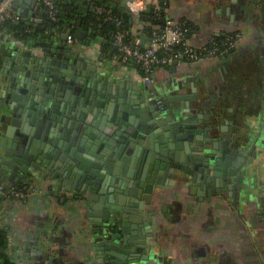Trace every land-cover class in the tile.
Returning a JSON list of instances; mask_svg holds the SVG:
<instances>
[{
	"label": "water",
	"instance_id": "water-1",
	"mask_svg": "<svg viewBox=\"0 0 264 264\" xmlns=\"http://www.w3.org/2000/svg\"><path fill=\"white\" fill-rule=\"evenodd\" d=\"M135 1L121 2L127 27L143 23L129 6ZM40 6L13 1L29 21ZM40 18L37 23L57 26L46 9ZM76 19L75 28L46 33L41 45L13 44L8 52L0 74V188L6 185V192L32 174L63 204L77 206L92 234L89 264H161L145 254L150 223L156 224V201L177 186H205L201 202L224 196L236 208L264 202L260 127L249 130L237 115L199 113L209 105L196 94L166 98L124 85L68 43L70 36L83 42L92 35L93 29L82 30L84 16ZM141 39L144 47L151 38ZM178 100L185 103H171Z\"/></svg>",
	"mask_w": 264,
	"mask_h": 264
},
{
	"label": "crops",
	"instance_id": "crops-1",
	"mask_svg": "<svg viewBox=\"0 0 264 264\" xmlns=\"http://www.w3.org/2000/svg\"><path fill=\"white\" fill-rule=\"evenodd\" d=\"M104 1L123 11V0ZM151 3L134 2L143 10ZM44 11V7H37L34 21L23 18L37 29L42 26L37 21ZM88 11V6L82 4L77 14L84 16L82 30L86 33L93 29ZM166 17L187 20L191 24L189 39L194 45L206 43L218 29L243 31L246 37L228 58L157 68L149 85L144 83L142 73L120 60L112 46L105 48L104 39L88 36L83 42L74 39L72 45L77 54L95 62L124 85L145 86L147 91H157L166 98L196 94L198 101L209 105L199 107V113L224 114L228 120L237 115L248 127L264 128V0H169ZM137 18L140 17L134 14ZM77 21L75 18L71 24L74 28ZM129 29L137 37L150 38V28L144 23L135 22ZM150 43L151 39L145 46ZM12 45L10 38L0 36V74ZM171 103L179 105L185 101ZM216 103L218 106H213ZM1 116L0 112V123ZM215 121L219 125L220 118ZM234 127V123L230 125L231 132ZM235 149L246 151V147ZM34 178L30 174L21 183L35 193L12 205H0V225L13 235L12 253L18 254L22 264H89L92 234L85 232L78 207L63 204L62 195L55 197L42 180ZM207 191L199 184L177 186L167 192L161 204L156 201V224L150 223L153 238L148 241L150 249L145 254L160 258L161 264L165 260L166 264H264V202L259 199L252 205L239 203L238 208L228 196L212 201L204 198L201 202ZM105 258L110 259L107 255Z\"/></svg>",
	"mask_w": 264,
	"mask_h": 264
},
{
	"label": "built area",
	"instance_id": "built-area-1",
	"mask_svg": "<svg viewBox=\"0 0 264 264\" xmlns=\"http://www.w3.org/2000/svg\"><path fill=\"white\" fill-rule=\"evenodd\" d=\"M14 0H0V36L5 35L13 41V44L20 46H31L34 42L26 43L18 39L14 32H5L1 29V24L5 22H12L15 24L26 23L22 15L18 14L13 9ZM79 1L86 4L92 14L99 20L101 18L109 21L114 20L117 30L112 36L111 45L119 54L120 60L128 66L139 69L143 73L144 83L149 85L152 82V76L155 69L158 67H170L174 63L181 64L183 62L200 63L203 61H212L223 56L232 54L242 43L246 37L243 31H225L218 29L213 32L209 40L202 45H194L190 39L191 32L190 23L187 20H174L172 18L164 17L163 25H150L151 43L149 46H142V39L133 35V33L124 28V21L122 19L113 18V9L109 6L98 3L96 0H70ZM151 7L159 15L163 11V6L169 0H151ZM39 4L44 7L51 19L58 22L60 13L61 0H38ZM133 5H135L133 3ZM133 14L141 18V14L145 9H139L129 5ZM161 18L157 17L156 20ZM29 26V31L32 30ZM68 43H74V37L68 38ZM5 188H0V205L9 206L16 202L27 199L36 191L29 190L24 192L11 186L4 191ZM33 192V193H32ZM2 206H0L1 212ZM1 214V213H0ZM1 224V222H0ZM1 226V225H0ZM10 234L8 254L14 264H22L18 254L15 255L13 248L15 246L13 235ZM19 249V252L22 251Z\"/></svg>",
	"mask_w": 264,
	"mask_h": 264
},
{
	"label": "trees",
	"instance_id": "trees-1",
	"mask_svg": "<svg viewBox=\"0 0 264 264\" xmlns=\"http://www.w3.org/2000/svg\"><path fill=\"white\" fill-rule=\"evenodd\" d=\"M96 1L100 4L112 8L114 13L113 18L122 19L120 17L121 11L118 5H116L115 7H111L104 0H96ZM77 3H81V2L61 0L60 13L58 16L59 20L57 22V26H54L48 22L42 26H39L37 29L31 27L32 30L29 31V26H27L25 22L20 24L5 22L1 24V29L5 32H14L18 39L26 43L34 42V45H41L45 41L46 33L55 31L57 29L61 31L66 24H70V25L74 24V19L76 18V15L79 14L78 11L80 10V7L83 4L81 3L80 6L77 7L76 6ZM168 8H169V1L166 5L163 6V11L160 12V14L158 15L157 12L151 6H148L147 9L141 14V20L144 24L148 25L149 28H151L150 25H163V19L166 16V10ZM88 13H89V20L93 24V32L90 37L93 40L104 39L103 44L105 48L106 49L110 48L112 46L111 45L112 36L117 30L114 20L107 21L104 18L103 19L101 18V20H99L92 14L90 9ZM157 17L161 19L156 20ZM123 26L125 29L130 31L129 27L126 26L125 21ZM229 56L230 55L223 56L222 59L228 58ZM139 72L142 73L140 69ZM16 188L24 192L29 191L27 186L24 185L23 183L16 185ZM9 239H10V234L8 228L0 226V264H14L11 261L10 256L8 254Z\"/></svg>",
	"mask_w": 264,
	"mask_h": 264
},
{
	"label": "flooded vegetation",
	"instance_id": "flooded-vegetation-1",
	"mask_svg": "<svg viewBox=\"0 0 264 264\" xmlns=\"http://www.w3.org/2000/svg\"><path fill=\"white\" fill-rule=\"evenodd\" d=\"M249 130H251V131H254V130H256L255 128H251V127H249ZM258 133H259V135H262L263 136V138H264V128H260L259 130H258ZM263 141H264V139H263ZM263 145H264V143H263ZM264 148V147H263ZM260 149V151L259 152H261L262 150H264V149ZM259 150V149H258ZM251 151V150H250ZM239 152H241V151H239ZM264 155V154H263Z\"/></svg>",
	"mask_w": 264,
	"mask_h": 264
},
{
	"label": "clouds",
	"instance_id": "clouds-1",
	"mask_svg": "<svg viewBox=\"0 0 264 264\" xmlns=\"http://www.w3.org/2000/svg\"><path fill=\"white\" fill-rule=\"evenodd\" d=\"M133 7H138L139 5L137 4V5H132Z\"/></svg>",
	"mask_w": 264,
	"mask_h": 264
}]
</instances>
